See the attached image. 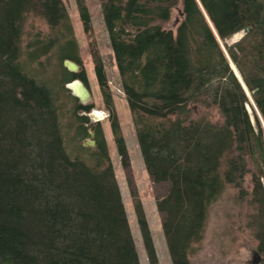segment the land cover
<instances>
[{
  "label": "trees",
  "instance_id": "16d2710c",
  "mask_svg": "<svg viewBox=\"0 0 264 264\" xmlns=\"http://www.w3.org/2000/svg\"><path fill=\"white\" fill-rule=\"evenodd\" d=\"M100 1L146 170L165 189L157 208L172 263L190 264L210 206L233 186L260 211L264 264V0ZM76 2L89 31L85 0ZM29 15L43 18L57 37L30 44L24 58ZM247 28L227 49L259 111L256 127L221 46ZM76 50L63 0H0V264H140L101 126L94 128L96 148L81 141L88 137L82 113L92 106L81 105L66 83L86 78L63 66L65 59L79 63ZM50 53L57 60L46 73ZM95 70L127 169L128 149L100 59ZM197 104L219 109L222 121L197 118ZM246 156L254 168L250 192L243 185ZM134 200L149 264H160L142 203Z\"/></svg>",
  "mask_w": 264,
  "mask_h": 264
},
{
  "label": "rangeland",
  "instance_id": "374dc122",
  "mask_svg": "<svg viewBox=\"0 0 264 264\" xmlns=\"http://www.w3.org/2000/svg\"><path fill=\"white\" fill-rule=\"evenodd\" d=\"M63 2L73 27V36L77 41L76 55L78 64L82 67L79 73L85 76L86 83L94 96L93 101L87 105L92 107L86 114L91 113L93 110L106 114L105 118L95 123H91L89 117L86 116L88 119L87 128L90 129L95 125L96 127L100 125L102 128L140 264H149V261L135 212L134 195H137L142 203L160 264H173L162 228V216L157 208V201L165 194V189L162 185H154L146 170L137 141L133 116L121 84V77L111 47L109 33L105 26L102 3L100 0H85L91 15V29L86 31L80 18L76 0H63ZM179 22L178 9H174L170 24L175 28ZM246 32L247 30H244L235 34H240L239 39H235L234 35L230 39L221 41L222 49L225 50L231 69L235 76L237 75L241 79L242 76L231 60L227 46L230 47L238 42L245 36ZM49 36L57 37L51 32L47 22L39 16L29 15L23 27L22 50L24 58L30 44L45 41ZM53 51L55 53V50ZM51 53L49 55L51 56L52 63L50 65L52 66L45 68L46 73H50L53 70L54 63L57 60V57ZM98 59L103 63L114 108L128 149L130 166L127 169L121 163V157L118 153L108 116L110 109L106 105L105 94L96 75L95 68ZM44 60H46L45 57L40 59V61ZM34 66L32 64V67ZM36 75L42 76V74ZM238 77L237 79L239 80ZM246 93L250 102L246 103L245 108L252 124L256 127L255 113L259 116L260 114L248 89ZM195 109H197V118L205 116L213 123L222 121L219 109L216 107L197 104ZM67 122L68 120H65L63 124L65 126V144L69 151H72L76 144L72 139V135L68 134ZM81 141L85 147H91L90 142ZM245 159L249 174H246L243 185L246 192H250L253 187L251 175L254 168L250 158L246 156ZM262 183L264 188V182L262 181ZM259 214V209L251 202L249 196H240L239 189L228 186L219 200L209 208L203 239L194 245L195 251L189 255L190 264H255V254H260V239L258 237L260 233Z\"/></svg>",
  "mask_w": 264,
  "mask_h": 264
},
{
  "label": "water",
  "instance_id": "95a60500",
  "mask_svg": "<svg viewBox=\"0 0 264 264\" xmlns=\"http://www.w3.org/2000/svg\"><path fill=\"white\" fill-rule=\"evenodd\" d=\"M246 30H247V32L245 33V35L250 31V28H247ZM63 66L69 72L74 73V74L79 73L82 69L80 64H78L77 62L70 60V59H65L63 62ZM239 81L242 84L244 90L247 92V87L245 86L243 80L241 78H239ZM66 89H68L70 91L72 96L75 97L81 105H88L94 99V96H93V93H92L90 87L88 86V84L84 80H82L80 78L73 79V80L69 81L68 83H66ZM94 114H98V112H92L90 114H86V116L90 117V119L94 122H98L103 118V115L98 114L99 115L98 119H94V117H93ZM91 135L93 136L92 133H91ZM89 142H90V145H92V146L95 145L94 141L91 140ZM255 258L256 259H255L254 263L260 264L262 261V256L260 254L256 253Z\"/></svg>",
  "mask_w": 264,
  "mask_h": 264
},
{
  "label": "flooded vegetation",
  "instance_id": "af4514ba",
  "mask_svg": "<svg viewBox=\"0 0 264 264\" xmlns=\"http://www.w3.org/2000/svg\"><path fill=\"white\" fill-rule=\"evenodd\" d=\"M90 121H91V123H95L91 119H90ZM86 127H87V125H86ZM95 127H96V125L91 127L90 129H88V137H84V139H83L84 141H88V142L91 141V140L94 141L95 145L94 146L90 145L91 147H94V148H96L95 130H94ZM91 133L93 134V136L91 135Z\"/></svg>",
  "mask_w": 264,
  "mask_h": 264
},
{
  "label": "bare ground",
  "instance_id": "6f19581e",
  "mask_svg": "<svg viewBox=\"0 0 264 264\" xmlns=\"http://www.w3.org/2000/svg\"><path fill=\"white\" fill-rule=\"evenodd\" d=\"M239 37H240V34L235 35V39H237V38L239 39ZM234 70H235V68H234ZM235 71H236V70H235ZM236 73H237V71H236ZM237 74H238V73H237ZM77 101H78V100H77ZM84 106H87V105H84ZM92 112H98L99 115H102V112H101V111H98V110H93ZM92 112H91V113H92ZM89 114H90V113H89ZM98 114H94V116H93L94 119H98V116H99ZM82 115H85V116H86V112H84ZM89 118H90V117H89Z\"/></svg>",
  "mask_w": 264,
  "mask_h": 264
}]
</instances>
